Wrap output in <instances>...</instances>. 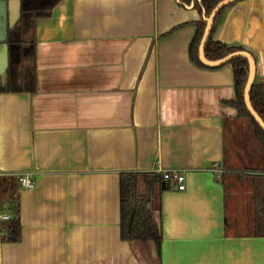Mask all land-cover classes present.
Segmentation results:
<instances>
[{
	"label": "crops",
	"instance_id": "obj_1",
	"mask_svg": "<svg viewBox=\"0 0 264 264\" xmlns=\"http://www.w3.org/2000/svg\"><path fill=\"white\" fill-rule=\"evenodd\" d=\"M194 1L60 0L36 21L0 89V215L20 221L9 242L0 220V264H264V149L229 105L231 66L189 58ZM215 38L264 81V0L233 3ZM167 170L185 190L152 188L159 250L124 240L119 174Z\"/></svg>",
	"mask_w": 264,
	"mask_h": 264
},
{
	"label": "trees",
	"instance_id": "obj_2",
	"mask_svg": "<svg viewBox=\"0 0 264 264\" xmlns=\"http://www.w3.org/2000/svg\"><path fill=\"white\" fill-rule=\"evenodd\" d=\"M20 18L16 25L8 31L9 38V62L5 72V83H1L0 89L10 87L9 80L17 70L19 64L33 55L34 50V29L36 21L50 16L53 7L60 0H19ZM222 0H195L194 5L202 13L203 18L195 23V34L189 46V58L191 62L201 68L205 66L199 61L198 48L203 36L207 18L213 8ZM243 1V0H238ZM184 4H189L191 0H182ZM236 3V2H235ZM232 4L223 8L214 19L209 38L205 44L204 56L208 61H218L226 56L237 53L247 52L254 61V55L245 46L240 44H225L218 41L215 35L219 29L223 16ZM31 32V37L25 39V36ZM228 64L232 68L235 98L229 102L234 107L240 117L246 118L252 128L253 135L258 144L264 149V132L259 125L250 116L244 105L243 94L248 78V62L245 58L237 57ZM249 99L253 110L257 113L264 123V81L255 79L250 89ZM142 182L145 187V193L138 194V184ZM156 186L161 191L163 180L161 175L154 173H121L119 174V195H120V218L121 234L124 240L152 242L159 250L161 243V225L159 222V206L152 200V188ZM135 209L132 221L130 218ZM1 229L6 233V240L16 242L20 236V221L18 213L13 218L3 222Z\"/></svg>",
	"mask_w": 264,
	"mask_h": 264
},
{
	"label": "water",
	"instance_id": "obj_3",
	"mask_svg": "<svg viewBox=\"0 0 264 264\" xmlns=\"http://www.w3.org/2000/svg\"><path fill=\"white\" fill-rule=\"evenodd\" d=\"M238 0H222L219 2L211 11L210 15L205 18L206 26L201 38L199 48H198V58L199 61L206 67H218L230 62L232 59L237 57L245 58L248 62V78L246 81V85L244 88L243 100L246 110L253 118V120L259 125V127L264 132V123L257 115V113L253 110L249 94L250 89L253 84L255 78V61L253 57L247 52H237L226 56L225 58L218 60V61H208L204 56V48L205 44L209 38L211 27L213 25L214 19L216 18L217 14L226 6L237 2ZM20 18V1L19 0H0V76H1V83H5V72L9 62V38H8V31L12 29ZM135 209V202L133 203V211L130 218V223L133 218Z\"/></svg>",
	"mask_w": 264,
	"mask_h": 264
},
{
	"label": "built area",
	"instance_id": "obj_4",
	"mask_svg": "<svg viewBox=\"0 0 264 264\" xmlns=\"http://www.w3.org/2000/svg\"><path fill=\"white\" fill-rule=\"evenodd\" d=\"M214 172L216 173V178L220 179L221 171L215 169ZM158 174L161 175L163 182L174 183L178 191L185 190V175L180 170L160 171L158 172ZM18 182L20 186L24 189H31L34 187L35 184V182L31 178V174L29 173L21 174L18 177ZM0 220L6 222L10 220V216L6 214H2L0 215Z\"/></svg>",
	"mask_w": 264,
	"mask_h": 264
},
{
	"label": "rangeland",
	"instance_id": "obj_5",
	"mask_svg": "<svg viewBox=\"0 0 264 264\" xmlns=\"http://www.w3.org/2000/svg\"><path fill=\"white\" fill-rule=\"evenodd\" d=\"M31 37V32H28V34L25 36V39H29ZM143 185L141 184V186H140V190H139V194L140 193H144V191H143V187H142Z\"/></svg>",
	"mask_w": 264,
	"mask_h": 264
}]
</instances>
